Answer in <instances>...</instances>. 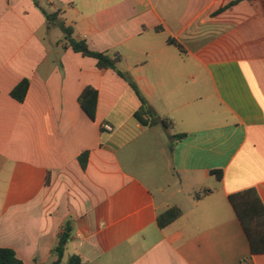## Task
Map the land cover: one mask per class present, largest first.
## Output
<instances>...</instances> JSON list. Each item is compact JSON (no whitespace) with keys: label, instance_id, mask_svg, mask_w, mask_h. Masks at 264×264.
Returning <instances> with one entry per match:
<instances>
[{"label":"crops","instance_id":"0c3cea01","mask_svg":"<svg viewBox=\"0 0 264 264\" xmlns=\"http://www.w3.org/2000/svg\"><path fill=\"white\" fill-rule=\"evenodd\" d=\"M35 1L121 55L125 78L73 51ZM232 1L0 0V248L53 264L69 226L60 264H264L229 201L254 188L264 204V0L223 10ZM129 81L172 127L135 119ZM172 207L180 217L159 227Z\"/></svg>","mask_w":264,"mask_h":264},{"label":"trees","instance_id":"16d2710c","mask_svg":"<svg viewBox=\"0 0 264 264\" xmlns=\"http://www.w3.org/2000/svg\"><path fill=\"white\" fill-rule=\"evenodd\" d=\"M243 0H233L229 5H227L223 10L234 6ZM252 1V0H248ZM36 6L42 11L45 19L49 25H57L64 34V38L67 45L73 49V51L82 54L86 57H91L96 59L97 66L100 69H112L117 71V73L124 77V74L118 71L117 65L121 62L122 57L119 54H109L107 52H96L89 48L85 40H77L74 38V30L71 26H67L63 21L59 19L61 11L57 10L55 12H48L43 7L35 1ZM168 44L175 45L179 49L182 47L173 39L169 38L167 40ZM130 82V81H129ZM131 87L136 92L140 99L141 107L137 112H135V119L143 126H155L161 124L165 128L172 127L174 122L169 118H156L148 108L147 100L140 94L138 88L130 82ZM29 87V81L27 79L22 80L11 92V96L22 102L25 99L27 90ZM97 99L98 92L91 87L84 89L79 97V102L82 109L86 114L92 119H95L96 109H97ZM181 137V136H179ZM88 154L85 153L81 158V164L85 168L87 163ZM218 180L222 179V172H212ZM203 195V192L196 194L197 197ZM229 201L233 206L243 229L249 239L252 254H264V204L256 189L250 188L246 189L229 196ZM181 215V210L178 207H172L166 211L160 213L157 218V223L159 227L164 228ZM70 237V227L67 226L65 230L58 235L57 243L54 246L52 253L57 257L53 264H60L64 255L65 247L67 241ZM69 264H82L81 258L79 256H72ZM0 264H24L23 261L17 258L15 252L10 248H0Z\"/></svg>","mask_w":264,"mask_h":264},{"label":"built area","instance_id":"2783aa9c","mask_svg":"<svg viewBox=\"0 0 264 264\" xmlns=\"http://www.w3.org/2000/svg\"><path fill=\"white\" fill-rule=\"evenodd\" d=\"M103 128H104L105 131H112V127L110 125L106 124V125L103 126Z\"/></svg>","mask_w":264,"mask_h":264},{"label":"rangeland","instance_id":"374dc122","mask_svg":"<svg viewBox=\"0 0 264 264\" xmlns=\"http://www.w3.org/2000/svg\"><path fill=\"white\" fill-rule=\"evenodd\" d=\"M258 3H257V6L259 7V6H261V5H259V1H257ZM260 18H264V15H262Z\"/></svg>","mask_w":264,"mask_h":264}]
</instances>
